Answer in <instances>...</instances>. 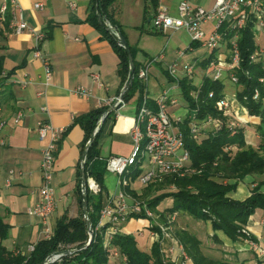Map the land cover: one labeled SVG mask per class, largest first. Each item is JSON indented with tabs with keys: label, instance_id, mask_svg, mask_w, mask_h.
Returning a JSON list of instances; mask_svg holds the SVG:
<instances>
[{
	"label": "crops",
	"instance_id": "crops-1",
	"mask_svg": "<svg viewBox=\"0 0 264 264\" xmlns=\"http://www.w3.org/2000/svg\"><path fill=\"white\" fill-rule=\"evenodd\" d=\"M37 1L42 2V8L32 7ZM180 1L182 0H156V9L164 5L171 15H175ZM187 1L210 8L215 0ZM16 2L30 27L48 32V37L42 41L40 47L49 59L52 71L50 82L45 84L42 62L32 56V33L27 30L20 33L3 30L0 54L4 60L2 74L7 77L0 95L1 116L5 120V125L0 128V140H3V144H0V218L7 226V237L2 244L12 252L17 250L27 255L28 245L44 238V225L40 218L26 211L38 200L37 189L41 184L39 164L42 143L36 133L37 121L48 119L61 132L52 180L56 204L49 224L53 229L55 221L62 215H79L75 187L78 182L77 170L80 169L84 132L74 120L100 107L107 100L116 98L124 86L118 71L119 60L111 43L87 19L92 0ZM156 9L144 0H114L109 10L112 19L122 30L126 43L134 48V60L138 64L142 65L159 53L163 54L161 59L153 61L149 67L144 89L149 107L154 108V99L163 90L171 88L169 95L177 103L168 106V113L172 117L183 116L188 109L187 102L182 97L179 86H175V81L168 75L167 65L174 61L178 64L193 63L196 69L191 76L179 75L181 80L185 79L191 86L198 87L203 81L199 68L210 53L205 47L192 42L183 29L155 31L151 18ZM92 73H98V80L92 78ZM27 79L31 82L22 84ZM77 86L89 88L91 95L82 97L74 94L73 89ZM137 97L136 92L128 101H123L113 110L112 117L104 122L98 141L99 156L102 159L115 155L127 156L131 152V129L138 109ZM41 107H45L47 112H42ZM18 111H22L23 116L16 124L12 118ZM241 116L249 123L258 122V118L250 119L244 113ZM67 127L69 129L64 131ZM245 131L247 132L246 129ZM255 140L246 139V142H256ZM258 179L254 175L245 176L227 196L244 199ZM7 180L9 184L5 185ZM128 187L137 195L146 191V187L140 185L136 179H132ZM118 189L117 177L106 171L103 176L102 204ZM171 204L170 200L165 207ZM157 208L163 209L160 204ZM203 222L211 241L209 244L205 243V251L203 239L196 232L193 234L201 241L204 254L220 258L212 255V251H215L220 252L224 259L238 263L264 264V211H255L245 225L253 236V241L263 250L262 256L251 249L248 244L250 238L232 241L221 230H212L208 220ZM176 229L174 224L175 233ZM123 234L136 236L138 247L144 251L149 250L151 239L147 220L129 219L123 226ZM104 264L124 263L119 256L110 254Z\"/></svg>",
	"mask_w": 264,
	"mask_h": 264
},
{
	"label": "built area",
	"instance_id": "built-area-1",
	"mask_svg": "<svg viewBox=\"0 0 264 264\" xmlns=\"http://www.w3.org/2000/svg\"><path fill=\"white\" fill-rule=\"evenodd\" d=\"M42 5L41 1H37L33 3L32 7L40 9ZM70 6L72 7L73 4ZM247 22L251 23L255 44V49L249 58L252 62L260 63L264 69L263 0H215L210 8L182 0L176 6L175 15H171L166 6L160 5L151 18L152 28L155 31L168 32L183 29L192 42L207 49L210 56L205 59V65L199 68L203 79L218 81L228 77L230 82L234 84L237 82L234 69L239 62L238 31ZM103 23L116 36V30L112 23L108 19H104ZM206 25H208L207 28ZM4 27L14 33H20L24 30L32 33L34 37L32 56L41 60L45 84H48L52 78L51 66L49 59L42 53L40 47L46 34L42 30L28 25L16 0H0V28L3 29ZM162 57L163 54L159 53L139 66L137 78L144 85L148 78L151 63ZM195 67L193 63L178 64L174 61L167 65L166 70L170 78L175 81V86H179L181 80L179 73L189 77L194 73ZM91 76L95 81L98 80V73H92ZM259 80L263 81V78ZM30 82L27 79L26 81L23 80L22 84H29ZM200 85L195 90L190 91V96L196 98ZM123 89L116 98L109 99L102 105L110 106L115 103L118 107L123 102ZM170 89L163 90L154 99V108L149 107L147 96L145 92L143 93L131 129L133 139L131 152L127 156H109L105 161L106 171L117 177L119 189L109 195L106 202L102 204L98 212L97 222L94 227L91 226V230L93 234L98 235L102 248L109 255H117L123 261L125 257L112 247V239L117 234H123V226L129 219L138 218L147 220L151 244L157 243L162 264H191L188 253L175 235L174 224L178 212H168L158 208L152 209L147 200L128 193L125 188L129 186L132 180L131 172L139 169L135 179L143 187L151 182L160 181L166 174L183 176L192 172L189 151L185 147L184 136L179 127L186 121V118L188 135L194 140H201L209 130L214 131L222 126L233 129L249 123L241 116V113L246 114L250 119L258 118L248 114L247 108L238 101L235 92L230 96L224 93L216 100L215 106L221 112L220 117L207 115L204 119L199 120L196 118V111L188 107L183 116L172 117L168 113V106L176 104L177 101L170 97ZM73 93L78 96L89 97L91 90L84 86H77L73 89ZM211 96L212 91L208 93V97ZM258 97L259 92L255 89L252 99L256 101ZM1 109L2 105L0 104V128L5 125V120L1 116ZM40 109L42 112H47L45 107ZM22 116L23 112L18 111L12 118L13 122L18 124ZM36 133L38 140L42 143L39 164L41 184L37 189L38 200L26 211L28 214L40 218L44 225V238H49L52 234L49 220L56 204L52 187L54 160L61 132L48 119H40L36 124ZM0 144H3L2 139ZM82 160L84 159L82 158ZM145 163L146 165H144ZM8 184L9 180L6 181L5 185ZM86 189L96 193L99 187L91 177H87V188L81 184L82 193ZM242 232L247 237L250 235L245 226L242 228ZM248 244L259 256L263 255V250L253 240L250 239ZM34 245H28V252L33 250ZM19 252L14 251L15 254ZM49 260L48 257L46 261L49 262Z\"/></svg>",
	"mask_w": 264,
	"mask_h": 264
},
{
	"label": "trees",
	"instance_id": "trees-1",
	"mask_svg": "<svg viewBox=\"0 0 264 264\" xmlns=\"http://www.w3.org/2000/svg\"><path fill=\"white\" fill-rule=\"evenodd\" d=\"M113 1L92 0L87 19L111 43L118 57L120 66L118 71L124 86L123 101H128L137 92V105L139 107L145 85L137 78V70L140 64L134 60L135 50L129 46L133 57L134 71L130 82L126 85L128 74L127 53L117 37L103 23L104 19H108L115 30L123 35L122 30L110 14L109 9ZM144 2L156 9V0H144ZM6 29L8 28H0V38L3 30ZM45 34L48 37V32H45ZM237 46L239 62L234 69L237 77L235 86H239L241 89L236 92V97L247 108L249 115L258 117L256 129L263 140L261 144L263 153L247 145L243 126L233 129L222 126L217 130L207 131L206 136L201 140H194L188 135L186 118V121L180 124L179 127L184 136L185 147L189 151L190 167L193 171L183 176L166 174L160 181L151 182L145 186L152 187L160 183L161 186L156 189V192L163 185H171L176 189L165 194L157 192L153 197L147 199L152 209H156L164 198L171 197L172 204L165 207V211H177L186 213L194 219L208 220L212 230H221L232 241L247 237L242 232V228L246 225L249 216L254 214L255 211H264V69L260 63L252 62L249 58L255 49L250 22H247L238 31ZM1 48L2 45L0 44ZM3 62V56L0 54V95L3 92L7 77L6 74L2 76ZM204 65L205 63H203ZM260 78H263V81H260ZM223 87V80L212 81L204 78L196 98H193L189 93L195 90L196 87L191 86L185 79L179 81V90L182 97L187 102L188 108L196 111V118L199 120L204 119L207 115L221 116L215 102L224 94ZM255 89L259 92L256 101L252 99ZM210 91H212V96L208 97ZM0 104L2 105L1 102ZM108 107V105H101L74 120L84 132L81 144L84 174L86 177H91L99 187L97 193H93L88 189L84 192L87 202V221L84 219L81 210L83 193L81 191V171L78 169V182L75 192L78 195L79 215L69 217L64 214L59 217L55 221L51 236L38 240L33 250L27 255L21 252L15 254L2 244V241L7 237V226L0 218V264H42L53 251L64 248H78L85 245L88 240V225L94 227L102 206L106 159L99 156L98 141L104 122L113 114V110L108 112ZM102 116L97 132L91 138V134ZM69 127L64 131H67ZM88 140H90V143L83 155ZM138 173L139 169L133 170L131 178L135 179ZM247 175L259 177L250 194L241 200L228 197V192L233 191L238 181ZM175 235L188 253L192 264H242L234 260L207 256L201 250V241L189 229H179ZM248 238L254 240L251 235ZM112 247L125 257L124 264H162L161 254L155 242L151 244L148 251H144L138 247L136 236L121 233L113 237ZM108 255V252L102 248L98 235L93 234L90 243L85 248L62 256L59 260L49 264H104Z\"/></svg>",
	"mask_w": 264,
	"mask_h": 264
},
{
	"label": "rangeland",
	"instance_id": "rangeland-1",
	"mask_svg": "<svg viewBox=\"0 0 264 264\" xmlns=\"http://www.w3.org/2000/svg\"><path fill=\"white\" fill-rule=\"evenodd\" d=\"M188 35V34H187ZM189 36V35H188ZM190 38V37H189ZM3 76V75H2ZM223 84H224V87H223V92L230 96L233 91H235V94L236 92L241 89V87L239 86H235L234 83L230 82V80L228 79V77H224L223 79ZM258 121V119H257ZM256 124H252V123H247V124H243L242 126L247 130V132L245 131L244 132V135H245V142H246V139L249 141V139L253 140V139H256L255 141L256 142H252L250 141L249 143H247V145H250L252 147H254L256 150H258L259 152L263 153V148L261 147L262 145V138L260 137V133L259 131L256 129ZM146 165V163L144 164ZM164 183V182H162ZM161 184L159 183L158 185H155V186H152V187H146V191L144 192V194L142 195H137L136 193L132 192L129 187H126L125 190L128 192V193H134L133 195L134 196H138L139 198H142L144 200H147L151 197H153L156 193V189L158 187H160ZM163 186H166V185H163ZM162 186V187H163ZM160 188V190H157V192L159 194L161 193H168L170 191H174L176 190L173 186L169 185V186H166L165 188ZM170 200L172 202V198L171 197H166L164 198L159 204H160V208L162 207H165L167 206L169 203H170ZM164 209V208H163ZM161 209V210H163ZM176 231H178L179 229H181V227H187L189 229L190 232H196L197 234H199V236L203 239V249L205 251V246L206 244L210 243L211 241L208 239L209 236H207V232H206V224L202 221V220H198V219H194L193 217H191L190 215L186 214V213H179L178 212V215H177V219H176ZM206 243V244H205ZM202 245V244H201ZM209 253V252H207ZM211 255V254H210ZM212 255L214 256H219L220 258H223L222 257V254L220 252H215V251H212Z\"/></svg>",
	"mask_w": 264,
	"mask_h": 264
},
{
	"label": "water",
	"instance_id": "water-1",
	"mask_svg": "<svg viewBox=\"0 0 264 264\" xmlns=\"http://www.w3.org/2000/svg\"><path fill=\"white\" fill-rule=\"evenodd\" d=\"M116 37H117V39L119 40L120 44L123 46V48L125 49V51L127 53L128 74H127L126 83H125L127 85L130 82V80L132 78V75H133V71H134L133 57H132V54L130 52V48H129L128 44L126 43V40H125L124 36L120 32L116 31ZM116 106L117 105H115V103L110 105L108 107V112L116 109ZM102 118H103V116L101 117L100 120H98V122L96 124V127H95L94 131L91 134V138L97 132L98 126L100 125V122L102 121ZM89 143H90V140L87 141V143H86V145L84 147V150H83V153H82L83 155H84L85 151L87 150V148L89 146ZM80 171H81L82 184H83L84 188H87V177L84 174V161L82 160V158H81V161H80ZM81 210H82V214H83L84 219L87 221V219H88V217H87V214H88V212H87V202H86V199H85L84 192H83L82 197H81ZM87 234H88V240L85 243V245H83L81 247H78V248H64V249L53 251L50 254V256H49V258H50L49 262L48 261H44L42 264L52 263V262L56 261L58 258H60L62 256L69 255V254H71L73 252H76V251H78L80 249L85 248L90 243V241L92 239V236H93V233H92V230H91V225H88Z\"/></svg>",
	"mask_w": 264,
	"mask_h": 264
}]
</instances>
